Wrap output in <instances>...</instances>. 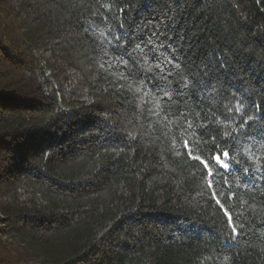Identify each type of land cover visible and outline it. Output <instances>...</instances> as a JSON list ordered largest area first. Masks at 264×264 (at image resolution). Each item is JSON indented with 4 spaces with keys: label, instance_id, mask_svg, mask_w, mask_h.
<instances>
[{
    "label": "trees",
    "instance_id": "trees-1",
    "mask_svg": "<svg viewBox=\"0 0 264 264\" xmlns=\"http://www.w3.org/2000/svg\"><path fill=\"white\" fill-rule=\"evenodd\" d=\"M141 3L133 27L167 16L166 37L187 54L179 72L213 36L264 87V0H0V264H264V226L231 256L223 244L225 211L236 217L250 205L248 230L264 218V195L237 171L241 156L264 167V140L233 148V93L213 94L202 119L179 100L158 108L151 89L105 66L116 58L120 8L127 22ZM169 108L197 127L185 131ZM185 140L206 160L230 151V175L215 179L235 199L217 188L223 206L211 200Z\"/></svg>",
    "mask_w": 264,
    "mask_h": 264
},
{
    "label": "snow or ice",
    "instance_id": "snow-or-ice-1",
    "mask_svg": "<svg viewBox=\"0 0 264 264\" xmlns=\"http://www.w3.org/2000/svg\"><path fill=\"white\" fill-rule=\"evenodd\" d=\"M127 3V0H124ZM149 3L152 0H148ZM259 3L260 0H257ZM141 3L137 8L132 9V16L125 21V8H120L121 23L115 25L116 35L115 40V60H109L106 67L112 71L122 73L126 78L139 82L147 94L151 89V94L158 98L157 107L168 104L173 105L177 100L187 106H191L195 110L196 116L204 119L203 108L208 106L207 101L214 99L215 95L227 96L231 91L233 93L232 99L237 102L239 107L233 109V116L239 114L240 123L238 131L231 136L233 148L237 145H250V150L254 149L257 144L255 142L264 140V87L250 82L239 64L235 59H229L227 50L221 49L218 43V38L210 36L209 48L205 52L201 60L197 61L193 56L190 64L185 68L184 72H179L177 69L184 67L182 61L178 58L180 55L186 56L181 49H177L171 45V37H166V27L168 25V17H151L149 27H145V20L141 18L133 27V21L136 20V13L143 7ZM104 18L108 21L112 17L107 13ZM100 17H97L99 21ZM108 35H112V27L108 28ZM142 37V38H141ZM85 39H90L88 33H85ZM167 39V43L165 40ZM119 50L118 52L116 50ZM167 50V51H165ZM264 63V59L261 60ZM155 66L156 72L150 71ZM179 77V79H177ZM176 81L173 84V81ZM233 85L240 87V92H236ZM254 97H259L260 102L256 103ZM163 109H161L162 111ZM170 118H175L177 121H188L185 131H192L196 126L195 117L189 121V112L172 111L169 108ZM160 115L158 111L156 113ZM233 116H226V119H232ZM255 126V133H250L247 129ZM207 127V125H205ZM201 137L204 136V131L197 132ZM228 143L227 141L224 142ZM215 150V145L212 146ZM184 151L186 158L197 161L198 166L202 165L208 178V187L214 191L211 193V200H214L216 205L223 206L221 199H219V188L225 193H233L232 198L235 199V193L230 186H227L216 180L217 173L223 170L224 176H229L232 169L229 168L231 160L230 151H224L221 159L219 154L211 157L210 160L202 158V153L197 155L193 151L191 141H184ZM218 166L213 169V163ZM240 166L237 171L241 177V183L246 186V189L252 190L254 193L260 191L264 195V167L256 166L248 162V160L241 156ZM203 176V173H202ZM230 184V181H229ZM239 189H237L238 191ZM225 201L228 196L225 195ZM211 200H208L211 203ZM264 203V201H261ZM250 205L245 204L244 211L234 217L230 211H225L223 215L227 217L226 224L230 228V233L223 236V244L229 249L227 253L231 256V250L236 248L241 240L247 241L249 237L259 236L257 228L264 226V218L258 222L253 221L255 228L248 230L243 220V216L247 214V208ZM219 211V207L217 209Z\"/></svg>",
    "mask_w": 264,
    "mask_h": 264
}]
</instances>
